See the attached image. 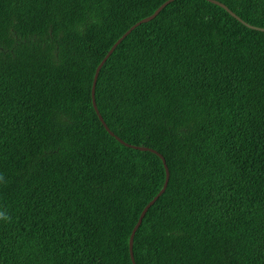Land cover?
<instances>
[{"label": "trees", "instance_id": "16d2710c", "mask_svg": "<svg viewBox=\"0 0 264 264\" xmlns=\"http://www.w3.org/2000/svg\"><path fill=\"white\" fill-rule=\"evenodd\" d=\"M0 0V264H264V0ZM146 147L143 151L120 143ZM181 198V199H180Z\"/></svg>", "mask_w": 264, "mask_h": 264}, {"label": "water", "instance_id": "95a60500", "mask_svg": "<svg viewBox=\"0 0 264 264\" xmlns=\"http://www.w3.org/2000/svg\"><path fill=\"white\" fill-rule=\"evenodd\" d=\"M174 0H167L165 1L161 6H159L155 12L140 20L139 22L135 23L133 26H131L113 45L112 47L109 49V51L106 53L105 57L101 60V62L99 63V65L96 67L95 69V72H94V75H93V82H92V86H91V101H92V105H93V109L95 111V113L97 114V118L98 120L100 121V123L103 125V127L109 131V128L107 127V125L105 124L102 116L99 114V111L97 109V106H96V101H95V86H96V81H97V78H98V75H99V72L102 68V66L104 65L105 61L107 60V58L109 57V55L114 51L115 47L126 37L130 34V32L136 27L138 26L140 23H147L148 21L154 19L159 13L160 11L166 6L168 5L169 3L173 2ZM210 3H213L221 8H223L224 10H226L232 17H234L235 19L241 21L231 10H229V8L227 6H225L224 4L220 3L219 1L217 0H206ZM242 22V21H241ZM256 30H263V28H254ZM110 135L114 136L113 132H109ZM116 138V140H118L120 143L124 144V145H127L128 147H132L134 149H138V150H143V151H146V150H149V151H153L151 149H147L146 147H138V146H133V145H130V144H127L125 143L124 141H122L119 137L117 136H114ZM154 152V151H153ZM158 156L161 158L162 162H163V165H164V169H165V173H166V177H165V181H164V185L162 187V189L159 191V193L145 206V208L143 209V211L141 212V216L139 217V220L137 222V224L135 225L133 231H132V234L130 235V238H129V241H128V249H129V255H130V258H131V261H132V264H135L134 261H133V237H134V232L135 230L138 228V226L140 225V221L144 215V213L148 210V208L155 202V200H157V198L165 191L166 187H167V183H168V169L165 165V161H164V158L158 154Z\"/></svg>", "mask_w": 264, "mask_h": 264}, {"label": "snow or ice", "instance_id": "6c2138e0", "mask_svg": "<svg viewBox=\"0 0 264 264\" xmlns=\"http://www.w3.org/2000/svg\"><path fill=\"white\" fill-rule=\"evenodd\" d=\"M133 244H134V245L136 244L135 237H133ZM133 261H135V256H133Z\"/></svg>", "mask_w": 264, "mask_h": 264}, {"label": "clouds", "instance_id": "9594fccd", "mask_svg": "<svg viewBox=\"0 0 264 264\" xmlns=\"http://www.w3.org/2000/svg\"><path fill=\"white\" fill-rule=\"evenodd\" d=\"M166 1H167V0H166ZM154 12H155V11H154ZM157 16H158V15H157ZM157 16H156V17H157ZM156 17H155V18H156ZM152 20H153V19H152ZM150 21H151V20H150ZM148 22H149V21H148ZM99 114H100V113H99Z\"/></svg>", "mask_w": 264, "mask_h": 264}, {"label": "bare ground", "instance_id": "6f19581e", "mask_svg": "<svg viewBox=\"0 0 264 264\" xmlns=\"http://www.w3.org/2000/svg\"><path fill=\"white\" fill-rule=\"evenodd\" d=\"M181 199V198H180Z\"/></svg>", "mask_w": 264, "mask_h": 264}]
</instances>
